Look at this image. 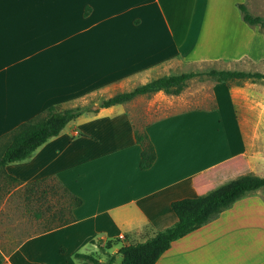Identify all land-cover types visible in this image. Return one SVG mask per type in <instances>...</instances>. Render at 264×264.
I'll use <instances>...</instances> for the list:
<instances>
[{"label":"crops","instance_id":"0c3cea01","mask_svg":"<svg viewBox=\"0 0 264 264\" xmlns=\"http://www.w3.org/2000/svg\"><path fill=\"white\" fill-rule=\"evenodd\" d=\"M248 3L0 0V139L50 106L96 111L4 167L0 264H92L77 254L121 264L120 248L176 222L173 201L244 175L264 178V79L213 80L206 103L146 124L156 154L146 170L138 166L127 102L98 106L200 67L264 74V29L247 24L239 9L250 12ZM180 96L170 95L174 102ZM51 179L81 199L74 220L13 240L12 223L22 221L12 211L43 223L42 211L30 207L32 196L41 197L34 183ZM13 195L21 205L12 204ZM155 264H264V187L173 241Z\"/></svg>","mask_w":264,"mask_h":264},{"label":"trees","instance_id":"16d2710c","mask_svg":"<svg viewBox=\"0 0 264 264\" xmlns=\"http://www.w3.org/2000/svg\"><path fill=\"white\" fill-rule=\"evenodd\" d=\"M239 9L243 20L247 24H259L264 27V18L252 15L243 4L239 5ZM201 74L207 75L218 82L264 79V74L258 72L213 69L205 73L189 71L180 74H170L137 86L131 91L118 93L110 98L103 99L98 106L99 108H107L131 101L139 95H150L158 91H162L166 95L176 96L184 90L189 80ZM85 112L96 111L83 107L59 109L55 106H50L41 116L19 125L5 135L2 138L4 139L3 144L0 143V175L4 173V167L7 164L29 158L39 146L49 138L58 135L69 122ZM134 135L136 143L141 148L138 166L141 170L149 169L156 157L154 147L144 130L134 127ZM34 185L41 191V198L45 200L50 193L52 195L58 194L60 189L67 201L66 205L57 207L56 212L51 215L54 224L47 226L43 231L65 226L74 220L72 211L81 205V199L69 193L55 179L47 182L39 181L34 183ZM262 187H264V178L244 175L220 185L204 195L173 201L170 204V208L177 218L176 222L170 227L156 232L143 242L129 244L120 248L118 253L122 256L121 264H155L173 241L182 238L208 222L240 197ZM50 210L51 207H48L47 211L49 212ZM38 217H40V214H38ZM77 257L92 264H98L89 255L77 254Z\"/></svg>","mask_w":264,"mask_h":264},{"label":"rangeland","instance_id":"374dc122","mask_svg":"<svg viewBox=\"0 0 264 264\" xmlns=\"http://www.w3.org/2000/svg\"><path fill=\"white\" fill-rule=\"evenodd\" d=\"M249 9L250 13L255 16H260L264 18V0H249ZM262 29L264 27L260 26ZM211 67H200L195 69H186L190 71H196L200 73H205L209 71ZM214 79L207 75H199L192 78L187 82L186 87L182 91V98H176L175 102L171 99L170 95L167 96H139L134 100L127 102L126 111L134 125V127L143 130L144 126L152 121L158 120L170 113L187 109L192 106L200 105L206 103L209 100L210 87ZM171 101L173 103H171ZM90 107V106H89ZM40 195L32 196L33 204L30 206L33 210L42 211L43 213V223L34 224L32 220L35 219L32 217L30 212H28L27 217L22 212L12 211V218L17 216L19 221L22 223H12L10 234L12 239H21L24 236L35 234L43 231L47 226H52L54 222L51 219V215L56 212L57 207L61 205H66L67 201L62 195L61 190L59 193L52 195L50 193L46 200L39 197ZM20 195L12 197V204L20 202ZM51 207V210L48 212L47 208ZM24 218H27L28 223L24 221ZM7 229V228H6ZM8 230V229H7ZM7 233V231H6ZM121 259V257H119Z\"/></svg>","mask_w":264,"mask_h":264},{"label":"water","instance_id":"95a60500","mask_svg":"<svg viewBox=\"0 0 264 264\" xmlns=\"http://www.w3.org/2000/svg\"><path fill=\"white\" fill-rule=\"evenodd\" d=\"M93 108H94V109H97V108H98V106H94Z\"/></svg>","mask_w":264,"mask_h":264}]
</instances>
